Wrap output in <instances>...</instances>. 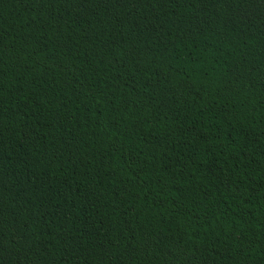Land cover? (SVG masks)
<instances>
[{"label": "trees", "instance_id": "16d2710c", "mask_svg": "<svg viewBox=\"0 0 264 264\" xmlns=\"http://www.w3.org/2000/svg\"><path fill=\"white\" fill-rule=\"evenodd\" d=\"M0 264H264V0H0Z\"/></svg>", "mask_w": 264, "mask_h": 264}]
</instances>
